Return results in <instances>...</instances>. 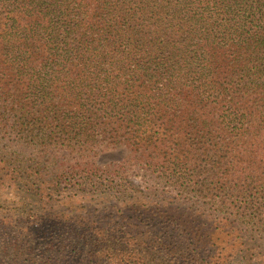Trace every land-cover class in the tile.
Instances as JSON below:
<instances>
[{
  "label": "trees",
  "instance_id": "16d2710c",
  "mask_svg": "<svg viewBox=\"0 0 264 264\" xmlns=\"http://www.w3.org/2000/svg\"><path fill=\"white\" fill-rule=\"evenodd\" d=\"M0 264H264V0H0Z\"/></svg>",
  "mask_w": 264,
  "mask_h": 264
},
{
  "label": "rangeland",
  "instance_id": "374dc122",
  "mask_svg": "<svg viewBox=\"0 0 264 264\" xmlns=\"http://www.w3.org/2000/svg\"><path fill=\"white\" fill-rule=\"evenodd\" d=\"M129 155V151L125 148H120V149H114V150H109V151H103V152H98V157L95 160V162L98 164L100 167L101 171L99 172V177L96 179L100 182H103L106 184L108 181V177L103 173L107 167L111 166L113 163L121 162L124 159L127 158ZM133 173L131 176V181L137 183V184H142L144 185L146 176L144 175L143 172H131ZM131 175V174H130ZM145 178V179H144ZM96 197V195H92L91 198ZM98 202V201H97Z\"/></svg>",
  "mask_w": 264,
  "mask_h": 264
}]
</instances>
